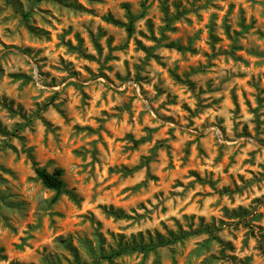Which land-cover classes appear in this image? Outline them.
<instances>
[{
  "label": "rangeland",
  "instance_id": "374dc122",
  "mask_svg": "<svg viewBox=\"0 0 264 264\" xmlns=\"http://www.w3.org/2000/svg\"><path fill=\"white\" fill-rule=\"evenodd\" d=\"M0 264H264V0H0Z\"/></svg>",
  "mask_w": 264,
  "mask_h": 264
},
{
  "label": "trees",
  "instance_id": "16d2710c",
  "mask_svg": "<svg viewBox=\"0 0 264 264\" xmlns=\"http://www.w3.org/2000/svg\"><path fill=\"white\" fill-rule=\"evenodd\" d=\"M34 172L45 187L53 189L56 192H60L63 189L62 171L60 169L56 168L52 172H49L44 167L37 166L34 163Z\"/></svg>",
  "mask_w": 264,
  "mask_h": 264
}]
</instances>
